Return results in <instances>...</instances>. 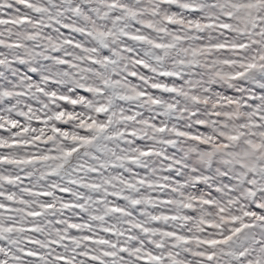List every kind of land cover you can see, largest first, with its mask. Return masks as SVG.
<instances>
[{
	"label": "snow or ice",
	"instance_id": "6c2138e0",
	"mask_svg": "<svg viewBox=\"0 0 264 264\" xmlns=\"http://www.w3.org/2000/svg\"><path fill=\"white\" fill-rule=\"evenodd\" d=\"M0 264H264V0H0Z\"/></svg>",
	"mask_w": 264,
	"mask_h": 264
}]
</instances>
